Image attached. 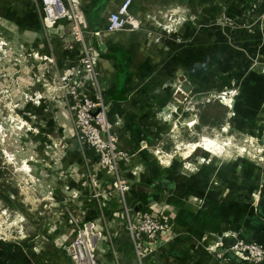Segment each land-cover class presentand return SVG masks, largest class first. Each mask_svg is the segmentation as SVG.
<instances>
[{"label": "crops", "instance_id": "0c3cea01", "mask_svg": "<svg viewBox=\"0 0 264 264\" xmlns=\"http://www.w3.org/2000/svg\"><path fill=\"white\" fill-rule=\"evenodd\" d=\"M119 1L77 0L88 29L101 31L90 43L107 119L118 149L129 154L121 163L129 182L126 204L135 213L167 214L173 224L167 236L149 244L153 250L142 264H250L226 249L236 240L264 246V164L192 163L193 173L188 165L159 164L155 157L167 135L162 117L176 116L181 108L171 103L169 82L188 75L184 81L195 95L207 72L205 61L227 62L229 84L239 87L229 116L259 130L264 139V0H228L225 10L198 4L194 13L174 12L183 21V42L152 44L149 39L154 56L143 50L144 31H103ZM130 10L141 20L164 12L155 14L149 4L135 0ZM218 11L231 19L227 27L217 26ZM151 25L143 27L153 32ZM78 49L65 21L43 27L40 0H0V86L16 110L17 130L37 142L33 168L22 170L33 172L40 205L38 223L29 230L32 247L0 240V264H71L61 248L73 235L63 221L67 210L81 225L93 226L97 264H138L119 197L106 198L99 210L91 198L89 171L104 191L112 189L113 178L98 169L90 149L78 147L68 100L57 89L59 78L67 76L81 81L85 95L93 93L91 81L75 68ZM174 85L179 91L182 83ZM188 119L192 126L199 122L196 115ZM211 244L219 245L214 252Z\"/></svg>", "mask_w": 264, "mask_h": 264}, {"label": "rangeland", "instance_id": "374dc122", "mask_svg": "<svg viewBox=\"0 0 264 264\" xmlns=\"http://www.w3.org/2000/svg\"><path fill=\"white\" fill-rule=\"evenodd\" d=\"M121 1L123 0L119 2ZM135 1L140 4H149V11H155V14H157V10L161 9L169 13L166 15L162 12L153 15L156 18L152 15L145 16V19L142 20V28L139 30V32H145L142 46L143 50L150 53L151 56H154L155 52H150V48L153 47H151L149 39L152 40V44L155 42L164 44L168 39L175 43L183 42V38L180 36L183 21L178 18V15H173L174 12L190 10L191 13H194L198 4H212L225 10L228 4V0ZM218 12L219 24L217 26L227 27V24L231 23V19L226 18L225 12ZM149 23L152 24L153 32L143 27V24L149 25ZM165 26L169 27L165 28ZM208 26L210 25L208 24ZM164 37L165 40H163ZM203 64H206L203 72H207L201 77V83H197V88L201 86V90L198 89L195 95L181 90L175 91L177 86L174 84L179 85V83L186 82L184 79L189 80L188 75L185 78H180L179 82L175 80L174 84L169 82L171 103L179 102L181 108L175 109L176 116L172 117L166 113L162 117L165 119L164 126L167 128V135L160 142L155 159L159 164L164 165L177 164L179 167L188 165L187 168L191 169L190 172L193 173L196 172V169L192 163L208 164L214 161L213 163L218 165L234 162L263 165L264 139L260 138V131L240 122L237 123L235 116H229L231 110L228 108H232V101L237 97L239 87L229 84L227 62L221 61L216 64V62L206 63L205 61ZM209 69L212 72L211 75ZM1 88L0 86V240L27 243L28 247H32L34 236L29 233V230L34 229V225L38 223L37 211L40 205L36 199L39 196L35 191L33 179L30 178V174L33 172L25 173L22 168L24 165L30 166V168L33 166L35 150L33 145L37 142L31 136L28 138H32V140L24 139L23 130H17L20 125L17 123L16 110L13 108L9 96ZM209 112L215 113L216 116H209ZM195 115L199 122L192 126L194 122H189L188 118ZM175 118L178 121H175ZM59 217L61 218V216ZM21 218L23 220L19 223ZM63 221L66 223V218ZM79 221L82 223L81 220ZM67 226L69 225L67 224ZM75 236L73 233L70 239L62 245L63 252V248L67 247Z\"/></svg>", "mask_w": 264, "mask_h": 264}, {"label": "built area", "instance_id": "2783aa9c", "mask_svg": "<svg viewBox=\"0 0 264 264\" xmlns=\"http://www.w3.org/2000/svg\"><path fill=\"white\" fill-rule=\"evenodd\" d=\"M40 2L42 25L45 29L53 28L55 23L61 20L68 24L71 40L79 48L75 68L81 70L94 87L90 96L85 95L82 92L81 81L73 82L67 76H61L57 85V89L68 100L78 147L81 151L85 148L90 149L98 169L113 178L112 189L104 191L101 183L89 171L86 177L91 189V198L99 210L106 198L114 194L119 197L125 214V232L131 243L135 260L138 264H142L153 250L149 244L167 236L173 224L167 214L135 213L126 204L125 195L129 191V182L122 173L121 163L129 157V154L118 149L117 134L107 119L108 104L104 102L100 93L98 73L94 67V52L90 43V38L99 36L101 31L88 29L82 19L77 0H40ZM131 5L132 0H123L107 16L103 31L107 33L138 32L142 28V20L131 13ZM223 97H221L222 100ZM222 103L224 104L223 101ZM47 199L52 201L51 198ZM65 216L66 223L76 236L67 247L63 248L64 254L71 264H97L93 226L81 225L76 214L71 210H67ZM218 246V244H211L208 249L214 252ZM226 251L246 263L264 264V246L259 243L236 240Z\"/></svg>", "mask_w": 264, "mask_h": 264}, {"label": "water", "instance_id": "95a60500", "mask_svg": "<svg viewBox=\"0 0 264 264\" xmlns=\"http://www.w3.org/2000/svg\"><path fill=\"white\" fill-rule=\"evenodd\" d=\"M190 89H191V87L187 82H183L181 87H180V90L185 92V93H189Z\"/></svg>", "mask_w": 264, "mask_h": 264}, {"label": "trees", "instance_id": "16d2710c", "mask_svg": "<svg viewBox=\"0 0 264 264\" xmlns=\"http://www.w3.org/2000/svg\"><path fill=\"white\" fill-rule=\"evenodd\" d=\"M210 115H213L214 117L216 116L215 113H211V112H209V116H210ZM200 120H201V118H200Z\"/></svg>", "mask_w": 264, "mask_h": 264}, {"label": "bare ground", "instance_id": "6f19581e", "mask_svg": "<svg viewBox=\"0 0 264 264\" xmlns=\"http://www.w3.org/2000/svg\"><path fill=\"white\" fill-rule=\"evenodd\" d=\"M191 148H193V147L191 146Z\"/></svg>", "mask_w": 264, "mask_h": 264}]
</instances>
